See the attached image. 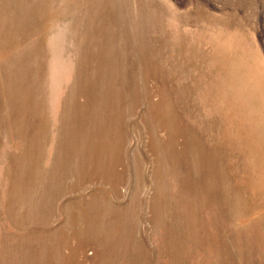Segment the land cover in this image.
<instances>
[{"label":"rangeland","instance_id":"374dc122","mask_svg":"<svg viewBox=\"0 0 264 264\" xmlns=\"http://www.w3.org/2000/svg\"><path fill=\"white\" fill-rule=\"evenodd\" d=\"M0 264H264V0H0Z\"/></svg>","mask_w":264,"mask_h":264}]
</instances>
